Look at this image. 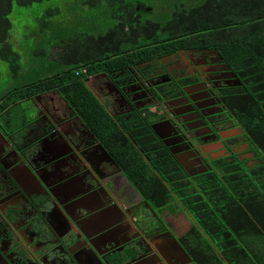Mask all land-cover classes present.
<instances>
[{"label": "flooded vegetation", "instance_id": "1", "mask_svg": "<svg viewBox=\"0 0 264 264\" xmlns=\"http://www.w3.org/2000/svg\"><path fill=\"white\" fill-rule=\"evenodd\" d=\"M145 49L87 71L86 94L40 91L0 112V264H104L114 252L117 264L160 263L171 245L183 260L193 221H172L184 204L173 190L155 196L160 179L189 189L242 146L252 151L234 134L224 103L233 71L217 50L144 59Z\"/></svg>", "mask_w": 264, "mask_h": 264}, {"label": "trees", "instance_id": "2", "mask_svg": "<svg viewBox=\"0 0 264 264\" xmlns=\"http://www.w3.org/2000/svg\"><path fill=\"white\" fill-rule=\"evenodd\" d=\"M14 1L0 0V57L16 71L18 54L8 42ZM42 1L17 0L21 5ZM82 5L107 8L116 23L104 33L74 32L65 38L52 57L61 69L10 90L0 99V112L40 91L86 94V73L77 75L78 69L86 68L88 75L105 70L132 59L135 55L127 53L133 50L150 47L144 59L184 48L217 50L241 82L227 88L224 103L255 162L238 154L224 157L189 189L163 176L155 196L166 202L173 190L192 214L194 226L182 238L193 259L189 264H264V0L182 2L165 20H142L135 0H82Z\"/></svg>", "mask_w": 264, "mask_h": 264}, {"label": "rangeland", "instance_id": "3", "mask_svg": "<svg viewBox=\"0 0 264 264\" xmlns=\"http://www.w3.org/2000/svg\"><path fill=\"white\" fill-rule=\"evenodd\" d=\"M198 1L135 0V4L142 20H165L176 4ZM9 18L12 27L8 42L18 54V64L14 71L12 65L0 57V99L14 88L61 69L62 65L52 62V57L69 35L74 32L104 33L116 23L107 8L84 6L82 0H46L32 5H21L15 0ZM239 152L242 158L254 155L245 146Z\"/></svg>", "mask_w": 264, "mask_h": 264}, {"label": "water", "instance_id": "4", "mask_svg": "<svg viewBox=\"0 0 264 264\" xmlns=\"http://www.w3.org/2000/svg\"><path fill=\"white\" fill-rule=\"evenodd\" d=\"M231 75H232V78H233V81H232L231 85L232 86L241 85V82L236 77L235 73L234 72H231ZM241 133H243V130L242 129L235 128L234 134H241ZM104 232L105 231H98V232H96L94 234V238H96V239L100 238L102 236V234H104ZM85 240L88 241V238L85 237ZM177 243H178V241H177ZM181 251H182L183 260L178 261L176 264H189V263H192L193 262L192 257L189 255V253L186 251V249L182 245H181ZM115 253L116 252H114L112 254H108L107 257L106 256L105 257H102L101 260H103L104 264H117L118 263V260H120L122 257H124V254L121 253L120 256L114 257L113 255H115Z\"/></svg>", "mask_w": 264, "mask_h": 264}, {"label": "crops", "instance_id": "5", "mask_svg": "<svg viewBox=\"0 0 264 264\" xmlns=\"http://www.w3.org/2000/svg\"><path fill=\"white\" fill-rule=\"evenodd\" d=\"M181 210V209H180ZM171 212H174V213H177L178 212V210L176 209V208H173L172 210H170ZM185 213L186 214H184L182 217H179L178 219H175V218H172V221L174 222V223H181V224H184V219L187 217L188 219H190V220H192L193 221V225H194V220H193V216H192V214L191 213H189L187 210H185ZM159 242V241H158ZM165 242L166 243H168L169 241H167V240H165ZM167 250L169 251V250H171V252H169L170 253V256H168V257H165V262H163L162 260H161V264L162 263H164V264H176L178 261L176 260V254H175V252L174 251H176V248L173 246V245H171L170 247H168L167 248ZM179 261H181V260H179ZM160 263H158V260H157V262H155V259H149V258H145V259H143V261H142V263L141 264H160Z\"/></svg>", "mask_w": 264, "mask_h": 264}, {"label": "built area", "instance_id": "6", "mask_svg": "<svg viewBox=\"0 0 264 264\" xmlns=\"http://www.w3.org/2000/svg\"><path fill=\"white\" fill-rule=\"evenodd\" d=\"M86 71H87L86 68H80V69H78V70L76 71V74H77V75H81V74H83V73H86Z\"/></svg>", "mask_w": 264, "mask_h": 264}]
</instances>
